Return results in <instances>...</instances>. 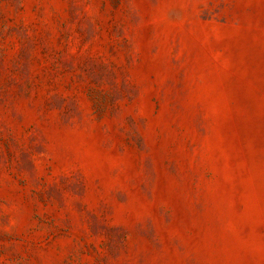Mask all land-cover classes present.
<instances>
[{
    "label": "rangeland",
    "instance_id": "obj_1",
    "mask_svg": "<svg viewBox=\"0 0 264 264\" xmlns=\"http://www.w3.org/2000/svg\"><path fill=\"white\" fill-rule=\"evenodd\" d=\"M0 264H264V0H0Z\"/></svg>",
    "mask_w": 264,
    "mask_h": 264
}]
</instances>
